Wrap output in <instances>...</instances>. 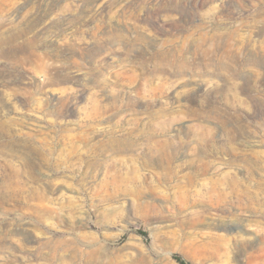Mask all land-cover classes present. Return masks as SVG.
Wrapping results in <instances>:
<instances>
[{"label": "rangeland", "instance_id": "374dc122", "mask_svg": "<svg viewBox=\"0 0 264 264\" xmlns=\"http://www.w3.org/2000/svg\"><path fill=\"white\" fill-rule=\"evenodd\" d=\"M263 49L264 0H0V264H264Z\"/></svg>", "mask_w": 264, "mask_h": 264}, {"label": "bare ground", "instance_id": "6f19581e", "mask_svg": "<svg viewBox=\"0 0 264 264\" xmlns=\"http://www.w3.org/2000/svg\"><path fill=\"white\" fill-rule=\"evenodd\" d=\"M264 50V49H263ZM162 162V161H161ZM143 190V189H142ZM212 190V189H211ZM222 195V194H221ZM167 196V195H166ZM165 197V195H164ZM165 199V198H164ZM220 199V198H219ZM147 203V202H146ZM145 208H147L146 211H149V213L153 214L155 212L158 213V209L157 207L155 206V204L153 203H149L148 204H144L143 205ZM161 210V209H160ZM161 212V211H160ZM262 232V231H261ZM263 233H264V230H263ZM203 234V233H202ZM207 234V238H209V240H207V238H205L204 236L202 237L203 240L202 242H198L195 240H193V245L195 247H197L198 249H201L203 252L202 254H209V251L211 252L212 255H217L218 257L221 255V254H224L225 252V249L227 246V236L225 235H222V234H215V233H212L210 231V233H205ZM204 235V234H203ZM190 237V236H189ZM200 237V236H199ZM192 238V237H191ZM195 238V237H194ZM193 239V238H192ZM196 239V238H195ZM197 240V239H196ZM262 240H263V244H264V236L262 237ZM229 241V240H228ZM261 251H264V248L261 249ZM260 258V257H259ZM262 261L264 260V258L261 259ZM261 264V263H259Z\"/></svg>", "mask_w": 264, "mask_h": 264}, {"label": "trees", "instance_id": "16d2710c", "mask_svg": "<svg viewBox=\"0 0 264 264\" xmlns=\"http://www.w3.org/2000/svg\"><path fill=\"white\" fill-rule=\"evenodd\" d=\"M177 260H178L181 264H188L185 260L181 259L180 257H177Z\"/></svg>", "mask_w": 264, "mask_h": 264}]
</instances>
